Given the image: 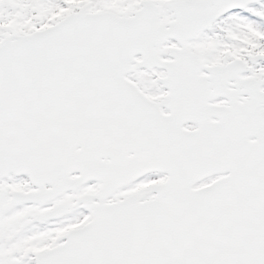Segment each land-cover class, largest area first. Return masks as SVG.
<instances>
[{"label": "snow or ice", "instance_id": "1", "mask_svg": "<svg viewBox=\"0 0 264 264\" xmlns=\"http://www.w3.org/2000/svg\"><path fill=\"white\" fill-rule=\"evenodd\" d=\"M0 264H264V0H0Z\"/></svg>", "mask_w": 264, "mask_h": 264}]
</instances>
